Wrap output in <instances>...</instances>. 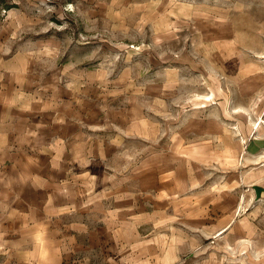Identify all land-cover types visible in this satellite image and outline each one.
<instances>
[{
    "label": "crops",
    "instance_id": "1",
    "mask_svg": "<svg viewBox=\"0 0 264 264\" xmlns=\"http://www.w3.org/2000/svg\"><path fill=\"white\" fill-rule=\"evenodd\" d=\"M135 1L147 4L138 19L169 22L164 35L183 26L228 36L219 51L231 57L199 65L205 77L214 67L217 82L228 66L232 109L192 110L183 138L161 149L153 119L119 105L125 91L97 88L96 78L41 80L8 62L0 70V264H193L212 240H233L220 254L238 258L254 234L250 213L264 210V53L260 65L239 52H264L251 38L264 34V0ZM133 142L147 145L132 150ZM218 256L200 264H224Z\"/></svg>",
    "mask_w": 264,
    "mask_h": 264
},
{
    "label": "rangeland",
    "instance_id": "2",
    "mask_svg": "<svg viewBox=\"0 0 264 264\" xmlns=\"http://www.w3.org/2000/svg\"><path fill=\"white\" fill-rule=\"evenodd\" d=\"M144 5L135 0H0V70L8 62L17 66L20 61L25 65L24 74L41 80L57 77L71 86L78 76L80 85L86 86L89 78H96L90 84L97 88L123 90L127 94L125 98L122 95L119 105L153 119L159 128V138L154 141L163 149L183 138L192 110L207 113L208 107L220 102L223 108L232 109L228 66L217 82L214 67L204 71L205 77L199 65L201 59L217 55L228 59L232 52L219 51L228 36H209L208 29L201 36L199 30L191 32L178 26L164 35L168 21L160 20L158 28L150 19H138ZM239 21V41L247 43L244 27L248 20ZM251 38L257 44L264 43V34ZM263 53L239 52L241 59H256L260 65ZM146 145L133 142L131 149L141 151ZM240 211L241 216L247 214ZM250 214L255 232L250 239L244 236L246 245L239 246L238 258L223 256L231 249L233 240L228 239L206 242L204 252L194 254L190 261L200 264L215 253L223 256H218V261L224 264H264V210Z\"/></svg>",
    "mask_w": 264,
    "mask_h": 264
},
{
    "label": "built area",
    "instance_id": "3",
    "mask_svg": "<svg viewBox=\"0 0 264 264\" xmlns=\"http://www.w3.org/2000/svg\"><path fill=\"white\" fill-rule=\"evenodd\" d=\"M260 124H264V120H261L260 122H258V125Z\"/></svg>",
    "mask_w": 264,
    "mask_h": 264
}]
</instances>
